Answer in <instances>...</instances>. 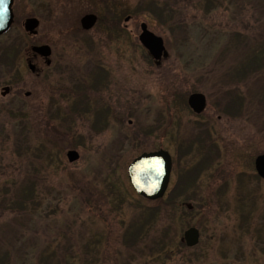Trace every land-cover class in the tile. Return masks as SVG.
I'll list each match as a JSON object with an SVG mask.
<instances>
[{
	"label": "rangeland",
	"instance_id": "1",
	"mask_svg": "<svg viewBox=\"0 0 264 264\" xmlns=\"http://www.w3.org/2000/svg\"><path fill=\"white\" fill-rule=\"evenodd\" d=\"M85 1L66 7L67 26L81 11L105 17L110 8L126 30L106 38L101 24L68 29L39 80L6 47L23 37L19 28L0 38V88L14 87L17 69L22 81L20 94L0 96V264H264V181L254 170L264 153V0L211 10L172 0L161 21L140 0ZM142 22L168 52L159 67L137 40ZM193 92L205 97L199 115L186 104ZM177 126L179 146L190 147L179 158ZM68 150L78 160L68 162ZM158 150L172 170L163 197L150 201L127 166ZM149 210L150 226L124 246L129 223ZM190 227L194 247L183 240Z\"/></svg>",
	"mask_w": 264,
	"mask_h": 264
},
{
	"label": "flooded vegetation",
	"instance_id": "2",
	"mask_svg": "<svg viewBox=\"0 0 264 264\" xmlns=\"http://www.w3.org/2000/svg\"><path fill=\"white\" fill-rule=\"evenodd\" d=\"M15 2L16 0H13L12 6H11L12 23L9 29L5 33L0 35V38L8 35L15 28H19L23 37H21V39H18L16 38V36L15 37L12 36L8 40V42H5L7 43L6 47H8V51H10L13 54L14 61L16 62V64L18 66L20 64V67L24 65L27 71L29 72V74L33 76L34 79H38V80L41 77H43L45 70H49L52 64L54 63V56L57 52L56 46L61 45L63 39H65L64 37L66 36V35L62 36L63 34L69 33V32H70L69 35H71V33L73 35L74 34L78 35L81 33H91L97 24H101L100 29L102 32H104V33L102 32L101 33L106 38H108L114 33H121L123 29L126 30L125 28L127 26V25H123V28H120L119 25L116 26L114 24L113 22L114 13H113V10H111L110 8L106 10V12L108 13L105 17L99 16V14L97 13L95 14L93 9H87V10L81 11L77 15H74V18L71 17V19L69 20V23L72 21L73 23L67 26L66 25L67 24L66 15H67L68 9L66 7L74 8V9L77 8L80 0H25V1L23 0L22 3L24 4L25 11L19 15L17 14L18 8H15ZM83 2L86 3L85 0H83ZM25 8H27V11ZM86 15H94L96 18L94 25L89 29H84L81 24V19ZM129 19L130 17L128 16V19L127 20L124 19V22H127ZM68 29H69V32H68ZM139 34L137 36L138 42H139V39H138ZM93 43H95L96 45L97 44L99 45V40L97 39ZM42 46L47 47L48 49L47 55H44L43 53H40L39 51L34 50L35 48L42 47ZM3 47L0 48V58H2L1 54L5 48ZM12 54L10 55L12 56ZM152 61L156 67H159L163 60H161L160 63H158L157 65L155 64L154 60ZM96 69L101 72L103 70V68L99 65H96ZM11 80L14 82V87L12 83L4 85L5 87H9V91L5 96L1 95V90L4 86L0 88V96L2 98L7 97L10 94L13 95V94L21 93V89L16 88L17 84L18 83L20 84L22 82L20 81V73L18 69L15 75L11 77ZM74 94H80V93H74ZM30 95L31 94L29 91L23 93V96L25 98L30 97ZM187 99H186V104H187ZM187 107L189 108L188 105ZM189 110L193 112L190 108ZM195 115H199V114H195ZM178 131L179 129L177 126L176 135H175V138L177 136L175 153L179 158L180 155L187 154L188 151H190V147L189 146L184 147L183 145L179 146L180 142L178 139L179 138ZM171 161H172V158H171ZM255 174L257 177H259L256 171H255ZM260 179L263 180L262 178ZM177 181H179V177L177 178ZM177 183L179 184V182ZM178 184H176V187L179 186Z\"/></svg>",
	"mask_w": 264,
	"mask_h": 264
},
{
	"label": "water",
	"instance_id": "3",
	"mask_svg": "<svg viewBox=\"0 0 264 264\" xmlns=\"http://www.w3.org/2000/svg\"><path fill=\"white\" fill-rule=\"evenodd\" d=\"M12 1L0 0V9H4L0 15V35L5 33L12 23ZM128 18H126L127 20ZM94 15H86L81 19L84 29L91 28L95 23ZM139 42L141 46L148 52L149 56L157 65L161 60L168 58V52L164 46L161 37L156 36L148 30L147 25L142 22L140 24ZM34 50L48 54L47 47H37ZM9 91V87H3L1 95L5 96ZM205 97L201 93H192L188 96L187 105L195 113L200 114L205 108ZM66 159L72 163L79 158L78 152L68 150ZM254 168L257 175L264 180V154H260L254 159ZM172 169V161L170 154L165 150L152 152H143L134 158L127 166V177L133 190L142 198L150 201L158 200L163 197L169 184ZM183 240L187 247H194L199 241V231L195 227H190L183 233Z\"/></svg>",
	"mask_w": 264,
	"mask_h": 264
},
{
	"label": "trees",
	"instance_id": "4",
	"mask_svg": "<svg viewBox=\"0 0 264 264\" xmlns=\"http://www.w3.org/2000/svg\"><path fill=\"white\" fill-rule=\"evenodd\" d=\"M168 1L172 2V0H140L141 4L143 6L145 5L144 6L145 11L155 15L159 21H161V19L163 20V12L165 11V9L167 7ZM176 1H178V2H189V1H193V0H176ZM199 1H200V5H204V2H205V5L207 7H209V10H211L215 5H218L220 3V0H199ZM156 7H157V9H156ZM260 39H261V41L258 44L263 45L261 43L262 42L264 43V34H260ZM250 65L253 66V61ZM92 76H93V74L91 75V77ZM90 81H91V79H90ZM89 85H90L89 83L83 84L81 86V88H83L84 86H89ZM79 87H80V85H78V84H75V86H74V88H77V89H80ZM103 119H104L102 121L103 125L101 127H103L107 124V119H105L104 117H103ZM168 121H171V120L168 119ZM92 126L95 127L94 122H93ZM154 214H155V211L149 210L148 215L144 216V212H143L141 217H139L136 220L129 223L128 227L125 229V231L122 235V243L124 244V246L129 248V247H133L137 244L138 240L140 239V233L145 232V229L150 226L151 219L154 218ZM156 241H158V242H156ZM161 243L162 242H159V240H154V244H156V245L161 244ZM49 258H51V256L44 255L43 260L46 259V261H47ZM84 263L85 264H92V262L89 259L85 260Z\"/></svg>",
	"mask_w": 264,
	"mask_h": 264
},
{
	"label": "snow or ice",
	"instance_id": "5",
	"mask_svg": "<svg viewBox=\"0 0 264 264\" xmlns=\"http://www.w3.org/2000/svg\"><path fill=\"white\" fill-rule=\"evenodd\" d=\"M4 12V9H0V15H2Z\"/></svg>",
	"mask_w": 264,
	"mask_h": 264
}]
</instances>
